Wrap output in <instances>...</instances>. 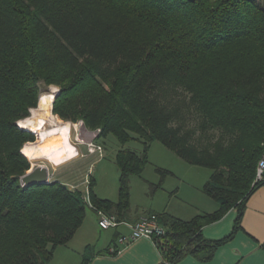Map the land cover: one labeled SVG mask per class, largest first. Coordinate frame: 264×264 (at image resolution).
Here are the masks:
<instances>
[{"label":"trees","instance_id":"16d2710c","mask_svg":"<svg viewBox=\"0 0 264 264\" xmlns=\"http://www.w3.org/2000/svg\"><path fill=\"white\" fill-rule=\"evenodd\" d=\"M40 83L58 88L52 112L99 129L95 141L142 142L141 152L114 155L117 200L98 196L90 176L91 206L81 188L56 178L21 183L30 167L21 148L35 133L16 122L36 106ZM153 141L211 169L203 191L217 203L189 219L149 212L165 228L153 236L160 264L201 250L208 259L233 232L211 240L202 228L235 208V229L264 184L255 181L264 153V0H0V264L49 263L87 208L124 220L130 178L143 172ZM92 255L86 245L78 264Z\"/></svg>","mask_w":264,"mask_h":264},{"label":"rangeland","instance_id":"374dc122","mask_svg":"<svg viewBox=\"0 0 264 264\" xmlns=\"http://www.w3.org/2000/svg\"><path fill=\"white\" fill-rule=\"evenodd\" d=\"M50 89L55 92L58 88L55 85L40 83V93L37 104L35 107L30 108L29 115L22 118V120H26L32 116L33 111L39 108L38 102L40 100V95ZM54 97L53 93L50 107L51 112ZM53 115L56 116L54 113ZM56 118L63 124H69L66 122L67 120L61 119L58 115ZM21 121L18 120L16 123L37 134H35L34 141H27L23 144L22 148L27 154V147L38 141L39 136L37 131L32 130L31 126H26L23 122L21 123ZM79 121L69 124L75 128L71 131L72 142L76 141L77 133L80 130ZM189 122L191 121L188 120V123ZM74 123L79 125V129H77L78 125H74ZM96 142L103 148L101 157H99L98 153L86 155L87 149L84 144H74L79 151L77 156L61 164H52L51 161L45 158L29 159L30 167L26 172H29L31 167L46 165L53 171V179L56 178L65 182L68 186H70V184L78 185V188L81 189L84 187L82 182L85 177L88 176L89 179L90 176L94 178L93 188L98 196L117 200L119 169L115 163L114 155L121 147L141 152L143 148L142 142L137 139H131L122 145L112 134H108L105 138H101ZM54 143L56 144V142L52 140V142L47 144V149L50 150ZM26 157L29 158L28 156ZM157 168H162L166 170V172L162 175L157 171ZM210 173L211 169L189 164L159 141L151 142L148 149V163L143 172L141 175H134L130 178V214H137L148 211L149 209L156 210L155 212H162V210H165V212L176 217L189 219L196 214L216 209L217 203L203 191V186L209 178ZM159 182H161V186L156 187L155 184ZM91 212V209L87 208L86 214ZM117 231L123 233L126 229L124 226L120 225L118 227L101 230V239L97 240L95 248L103 249L108 242L110 243ZM48 264L61 263L58 259H51Z\"/></svg>","mask_w":264,"mask_h":264},{"label":"crops","instance_id":"0c3cea01","mask_svg":"<svg viewBox=\"0 0 264 264\" xmlns=\"http://www.w3.org/2000/svg\"><path fill=\"white\" fill-rule=\"evenodd\" d=\"M49 172L50 174L53 173L50 169ZM91 211V213L85 215L82 224L73 237L65 245H59L55 248L52 259H58L61 264H68V261L69 264H78L85 246L90 245L93 255L88 264L161 263L159 250L150 239L144 237L133 240L128 244H119L117 240L112 243L111 240L103 249L95 248V243L101 239L100 231L106 229L99 227L98 215L94 210ZM151 211L156 210L149 209L137 214H130L129 212L124 221L126 223H133L141 215ZM236 215L237 210L232 208L219 220L207 224L202 228L204 237L211 240L222 238L233 232L227 241L215 248L208 259L201 258L204 252V250H201L195 255L187 254L176 264H264V184L256 188L247 198L239 224L233 229ZM120 225L124 226L126 231L123 233L117 231L118 235L128 234L129 227L125 224ZM114 244L119 248L116 254L104 253L109 247L114 246Z\"/></svg>","mask_w":264,"mask_h":264},{"label":"bare ground","instance_id":"6f19581e","mask_svg":"<svg viewBox=\"0 0 264 264\" xmlns=\"http://www.w3.org/2000/svg\"><path fill=\"white\" fill-rule=\"evenodd\" d=\"M53 93L51 89L42 93L38 102L39 108L33 111L31 117L21 121L24 125L31 126L32 130L37 131L39 136L38 141L27 147V154L24 152L23 148L21 151L28 156L30 160L45 158L51 161L52 164H61L77 156L79 152L71 141V131L75 128L69 124L73 123L66 121L69 124H63L51 112L50 107ZM74 125L78 124L74 123ZM77 129H79V125ZM52 140L56 142V144L54 143L52 148L48 150L46 145L52 142ZM40 168L43 169L46 168V166L42 165ZM28 177L30 178V176ZM28 177H26V179H28Z\"/></svg>","mask_w":264,"mask_h":264},{"label":"built area","instance_id":"2783aa9c","mask_svg":"<svg viewBox=\"0 0 264 264\" xmlns=\"http://www.w3.org/2000/svg\"><path fill=\"white\" fill-rule=\"evenodd\" d=\"M97 130L99 131V129H97ZM73 143L75 145H78L79 143L84 144L86 149H87L86 155L98 153L99 157L102 156L103 148L99 143H97L95 141V139H93L89 142H82L79 140V137L77 135L76 141ZM33 168H36V167H31V169H33ZM52 174L53 173L50 174L49 168H48V176H47L46 182L53 180ZM263 177H264V153L260 157V159L258 160V163H257L256 173H255V181H259ZM82 184L84 185V187L82 188L84 199L91 206V203L89 202V193H88V184H89L88 176L85 177ZM69 187L72 189H75V188H78V185L70 184ZM95 212L98 215V225L102 229L117 227L120 224H125L129 227V233L128 234H119L117 236L116 240L119 244H128L129 242L136 240L138 238H141V237L148 238L153 242V236H159V235L164 234V232H165V228L158 221L157 215L155 213H149V214L142 215L135 222L126 223L124 220H118L114 214L106 213L100 209L95 210ZM153 244H154V242H153ZM115 249H116V253H117L119 251V248L114 244V246H111L108 248V251L109 252H115ZM163 264H176V263H171V262L165 260V261H163Z\"/></svg>","mask_w":264,"mask_h":264},{"label":"water","instance_id":"95a60500","mask_svg":"<svg viewBox=\"0 0 264 264\" xmlns=\"http://www.w3.org/2000/svg\"><path fill=\"white\" fill-rule=\"evenodd\" d=\"M58 89L55 90L54 96L56 95ZM80 130L77 133L79 140L82 142H89L96 138L98 135V130H90L88 129L82 120L79 121ZM30 176V178L28 177ZM48 176V168L41 169L40 167H36L31 169L29 172H26L20 176V181L22 184H29L33 182H46ZM28 177V179H26Z\"/></svg>","mask_w":264,"mask_h":264}]
</instances>
